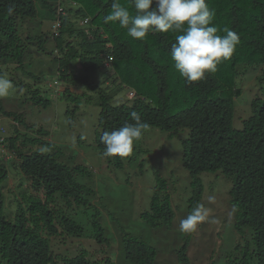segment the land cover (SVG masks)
<instances>
[{
	"label": "trees",
	"instance_id": "16d2710c",
	"mask_svg": "<svg viewBox=\"0 0 264 264\" xmlns=\"http://www.w3.org/2000/svg\"><path fill=\"white\" fill-rule=\"evenodd\" d=\"M26 20L35 25L24 35ZM45 20H51V32L58 22L51 35L43 30ZM48 40L54 43L50 53L58 75L67 84L65 97L82 95L70 86L98 94L95 143L102 152L109 155L150 127L170 136L189 130L182 140L183 165L192 178L189 218L202 197L199 175L221 171L232 181L235 230L251 237L247 246L237 244L224 264H264V88L251 101L243 127L233 126L234 101L241 95L238 65H264V0H0V63L21 65L30 44L44 53ZM74 59L77 71L70 68ZM101 71L109 72L104 77L113 85L131 90V101L113 103L112 84L103 86L92 77ZM31 98L51 104L38 90ZM3 116L12 119L13 133L0 142V264H116L96 252L105 253L108 238L87 197L93 190L75 178L79 167L59 159L45 128L21 126L16 112L4 110L0 95ZM12 156L27 189L10 216L4 212L3 182ZM82 207L92 212L88 228L102 248L55 253L50 237L84 233L78 220ZM142 218L153 227L173 220L163 180ZM123 242L134 264H154L157 253L149 243L136 237ZM184 249L179 264H191Z\"/></svg>",
	"mask_w": 264,
	"mask_h": 264
},
{
	"label": "rangeland",
	"instance_id": "374dc122",
	"mask_svg": "<svg viewBox=\"0 0 264 264\" xmlns=\"http://www.w3.org/2000/svg\"><path fill=\"white\" fill-rule=\"evenodd\" d=\"M39 6L44 11L42 3ZM50 21L45 20L42 25L49 35L58 26V22L55 23L51 32ZM32 22H23L21 31L24 35L30 26L35 25ZM29 46L21 65L11 60L0 63L3 108L16 112L21 126L45 128L49 132L48 139L54 143L52 150L60 153L59 159L72 167H79L75 178L93 190L87 197L94 206L93 211L98 209L103 232L108 238L103 247L105 253L96 250L99 257L108 256L116 264H134L126 257L123 240L136 237L156 249L154 264H179V253L183 248L191 264H224L233 257L237 244L241 249L251 243L248 230L249 236L235 230V208L230 199L232 181L221 171L199 175L203 185L202 197L193 217L189 218L192 178L182 161V140L188 135L187 128L170 136L166 130L150 127L109 155L102 152L95 143L100 111L98 94L85 90L83 86H70L72 91L82 95L65 97L63 89L67 84L59 77L58 62L50 53L54 48L53 41L46 42L48 51L44 53L39 52L35 44ZM70 68L79 70L77 59L72 60ZM238 70L236 84L241 95L234 101L233 126L241 129L243 121L251 114V101L264 88V65L246 67L240 64ZM108 74L101 71L92 77L103 86L111 85L112 79L104 77ZM111 87L113 103L131 101V90L120 89L118 84ZM37 90L50 99L51 104L35 103L31 96ZM69 110H74V114ZM12 122L9 116L0 117L4 138L13 133ZM9 161V175L3 182L4 212L13 216L27 184L18 168L12 166L14 156L9 157ZM159 180L166 182L174 218L167 225L153 227L142 218V213L149 209ZM78 212L84 233L80 236L60 233L50 237L55 253L74 255L81 246L90 250L102 248L88 228V216L92 212L86 211L85 207Z\"/></svg>",
	"mask_w": 264,
	"mask_h": 264
},
{
	"label": "built area",
	"instance_id": "2783aa9c",
	"mask_svg": "<svg viewBox=\"0 0 264 264\" xmlns=\"http://www.w3.org/2000/svg\"><path fill=\"white\" fill-rule=\"evenodd\" d=\"M58 81H55V84H57ZM3 128L0 127V142H3L4 136L2 135ZM2 151L6 152L5 148L2 147Z\"/></svg>",
	"mask_w": 264,
	"mask_h": 264
},
{
	"label": "crops",
	"instance_id": "0c3cea01",
	"mask_svg": "<svg viewBox=\"0 0 264 264\" xmlns=\"http://www.w3.org/2000/svg\"><path fill=\"white\" fill-rule=\"evenodd\" d=\"M65 87H66V86H64V89H65ZM64 89H63V90H64ZM71 90H72V88H71Z\"/></svg>",
	"mask_w": 264,
	"mask_h": 264
},
{
	"label": "clouds",
	"instance_id": "9594fccd",
	"mask_svg": "<svg viewBox=\"0 0 264 264\" xmlns=\"http://www.w3.org/2000/svg\"><path fill=\"white\" fill-rule=\"evenodd\" d=\"M55 82V81H54Z\"/></svg>",
	"mask_w": 264,
	"mask_h": 264
}]
</instances>
